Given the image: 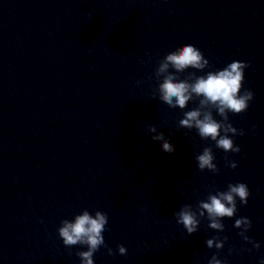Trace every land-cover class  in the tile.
<instances>
[{"label": "clouds", "instance_id": "9594fccd", "mask_svg": "<svg viewBox=\"0 0 264 264\" xmlns=\"http://www.w3.org/2000/svg\"><path fill=\"white\" fill-rule=\"evenodd\" d=\"M250 65L243 61H232L220 70L207 71L205 75L197 76L190 72L185 78L180 79L179 74L187 69H195L203 72L210 67L209 60L192 44H185L169 53L158 63L155 69V77L160 80L158 87L153 92V97L171 108L185 109L190 101L198 100V106L185 111L183 118L179 120L178 127L188 130L195 129L202 140L215 142V147L228 153H239L241 148L232 137L244 136L245 132L235 128L229 122L228 113L239 115L246 112L249 102L253 100L254 93L245 89V69ZM172 69L173 71H170ZM140 83V81H137ZM221 117L216 120L213 112ZM147 132L152 134L151 140L160 142L161 149L165 153H173L175 147L165 137L163 132L157 130L155 125H149ZM200 171L208 170L218 173L215 156L211 147H205L201 154L195 157ZM227 159V158H226ZM227 166L235 169L238 165L235 161H228ZM251 195L249 187L245 183L228 184L226 191L209 192L207 200H201L194 208L191 204H184L179 211L173 213L177 224L183 226L188 235L195 234L202 219L209 221L208 227L222 233L224 231V218H233L237 211V199L241 205H247ZM108 224L106 213L97 210L91 214L84 209L75 215L73 220L64 219L58 228V235L66 247L76 245L86 246L87 250L77 252L80 264H94V254L103 246L108 255H113V250L105 243L103 233ZM234 227L240 229L239 235L245 242L251 243L253 248L259 249L260 244L252 241L247 232L252 227V221L248 217H240L235 220ZM228 237L214 236L206 240L209 249L215 248L217 254L213 255L208 264H225L218 258V253L227 242ZM120 255H127V249L123 245H117ZM231 252V249H230ZM264 264V259L260 260Z\"/></svg>", "mask_w": 264, "mask_h": 264}]
</instances>
